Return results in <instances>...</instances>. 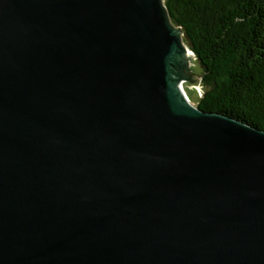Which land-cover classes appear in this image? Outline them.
<instances>
[{
	"label": "water",
	"instance_id": "1",
	"mask_svg": "<svg viewBox=\"0 0 264 264\" xmlns=\"http://www.w3.org/2000/svg\"><path fill=\"white\" fill-rule=\"evenodd\" d=\"M187 50L163 0H0V264H264V132Z\"/></svg>",
	"mask_w": 264,
	"mask_h": 264
},
{
	"label": "trees",
	"instance_id": "2",
	"mask_svg": "<svg viewBox=\"0 0 264 264\" xmlns=\"http://www.w3.org/2000/svg\"><path fill=\"white\" fill-rule=\"evenodd\" d=\"M201 70L198 110L264 132V0H163Z\"/></svg>",
	"mask_w": 264,
	"mask_h": 264
},
{
	"label": "rangeland",
	"instance_id": "3",
	"mask_svg": "<svg viewBox=\"0 0 264 264\" xmlns=\"http://www.w3.org/2000/svg\"><path fill=\"white\" fill-rule=\"evenodd\" d=\"M184 45L188 47V45L186 44V42H184ZM189 49V48H188ZM191 55L193 56L192 52L190 51ZM186 68L189 69L188 72L190 75H194V76H189L188 79L189 80H193V81H185V92L189 91V92H195L196 96L199 98L201 97L202 93H203V88L200 84V76L198 77L197 75H201V70L200 68L197 66L196 61L193 57H190L189 59L186 60ZM188 98V97H187ZM189 101V100H188ZM189 103H191L192 106H194V104L192 102L189 101Z\"/></svg>",
	"mask_w": 264,
	"mask_h": 264
},
{
	"label": "bare ground",
	"instance_id": "4",
	"mask_svg": "<svg viewBox=\"0 0 264 264\" xmlns=\"http://www.w3.org/2000/svg\"><path fill=\"white\" fill-rule=\"evenodd\" d=\"M187 53L189 54V55H191V53L189 52V50H187ZM187 60V59H186ZM179 88H180V90L182 91V87H181V85H180V82H179ZM183 91L185 92V89H184V87H183ZM183 91H182V93H183ZM185 95V94H184Z\"/></svg>",
	"mask_w": 264,
	"mask_h": 264
}]
</instances>
